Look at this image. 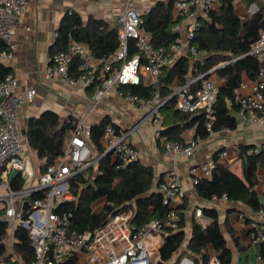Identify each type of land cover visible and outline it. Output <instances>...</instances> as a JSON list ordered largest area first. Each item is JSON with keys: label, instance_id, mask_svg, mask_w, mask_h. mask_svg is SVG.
I'll list each match as a JSON object with an SVG mask.
<instances>
[{"label": "built area", "instance_id": "obj_1", "mask_svg": "<svg viewBox=\"0 0 264 264\" xmlns=\"http://www.w3.org/2000/svg\"><path fill=\"white\" fill-rule=\"evenodd\" d=\"M31 1L34 0H0V63L11 60L16 24ZM257 1L264 4V0ZM217 6V0H177L172 4V8L183 15L193 8H200L203 18L207 17L208 11L216 10ZM140 17L141 12L138 10L128 4L124 7L118 18V47L105 58H95L88 46L70 38L64 50L50 55L44 76L52 80L68 81L83 89L93 87V100L97 104L116 86L139 84L143 66L151 80L157 83L163 69L173 63L175 54L182 48L194 56L201 55L190 46L196 22L189 24L183 41L176 39L170 47H155L150 33L140 26ZM130 40L136 51L132 55L128 51ZM249 55L259 63L256 79L247 88V92L245 90L246 93L241 92L246 89L245 85H241L234 92V98L242 113V123L253 127L264 122V29L251 44ZM74 61L78 62V74L71 77L69 70ZM210 73L191 81H200L194 91H190L189 84H174L170 86L168 96L174 110L184 114H202L209 135L213 133V105L218 92V87L208 79ZM34 96V89H28L23 94L17 93V81L11 73L0 81V171L9 166L15 175L19 174L22 178L17 191L9 186L13 176L0 184V202L3 203L0 220L27 232L33 250L32 264H61L71 258L74 264H152L156 250L149 245V240L163 239L178 228L175 209L183 202L184 190L177 170L172 168L158 183L157 190L162 196V204L168 208V212L161 218L153 219L132 232L129 228L131 213L119 212L107 224L94 230H71L72 213L70 209L64 208L76 202V197L69 190L70 180L95 166L107 151H111L118 169L137 160L139 153L128 140L129 132L106 126L105 149L101 154H93L87 143L90 127L83 120H77L62 154L32 183L34 172L26 154L17 117L19 108ZM125 101L139 109L150 106L147 117L153 123L160 120L158 111L166 102L151 103L128 94ZM161 148L164 155L176 160L178 157L191 156L195 145L162 140ZM260 148H249L246 154H255ZM219 156L226 158L227 152L223 151ZM213 166L214 163L191 167L189 175L192 184L195 186L200 179L209 178ZM34 194L37 197L31 199ZM221 199L227 201L224 196ZM194 215L198 224L206 225L200 209H196ZM247 226L250 246L260 251L264 243V208L254 213V218ZM258 260L264 264L259 252ZM214 262L217 264L215 259ZM178 264H187V260L182 259Z\"/></svg>", "mask_w": 264, "mask_h": 264}, {"label": "trees", "instance_id": "obj_2", "mask_svg": "<svg viewBox=\"0 0 264 264\" xmlns=\"http://www.w3.org/2000/svg\"><path fill=\"white\" fill-rule=\"evenodd\" d=\"M235 0H217L216 10L208 11L207 17H200L196 21L193 38L190 46L203 53L201 61H192V55L187 52L178 57L169 67L164 68L157 88L135 85H119L123 94L151 101L154 97L166 100L170 95V86L173 81L185 85L200 75L207 74L215 69L214 75L223 84L213 105L215 120L211 131L235 130L237 119L235 113L240 111L235 102L234 92L240 87L244 77L251 81L256 79L259 63L249 55L251 44L258 38L264 29V4H257V11L241 20L234 12ZM250 3L255 0H249ZM173 3L163 5L157 3L155 7L140 17V25L151 35L155 47H167L173 44L178 34L172 31L175 21L172 20ZM83 43L90 49L95 58H105L111 55L118 47L117 29L109 27L102 20L89 17L83 23L76 13L66 14L57 29L54 47L64 50L68 40ZM129 41V55L136 51ZM218 67V68H217ZM217 68V69H216ZM78 62L74 61L69 74L75 77L78 74ZM10 73V69L0 64V81ZM208 76V75H207ZM207 76H205L207 78ZM200 81L194 82L198 87ZM189 86V87H190ZM172 100L166 101L160 109L167 116L160 129V136L166 141L182 143L181 133L194 128L197 139H205L209 131L205 128L203 115L200 113L184 114L172 110L169 106ZM75 126V119L68 117L61 122L59 116L52 111H45L38 117L27 119L22 131L26 145L40 162L39 170L43 172L63 152L64 142L71 135ZM106 123L101 121L90 128L88 145L96 147L101 152L100 140L103 137ZM115 129L117 127L112 125ZM254 146H241L237 154L241 161V175L235 174L229 167L214 163L209 178H203L195 185L198 198L203 201L226 197L231 203H240L247 206L253 213L264 208V198H258L255 187L258 182L257 172L264 168V147L251 155L246 151ZM216 160V158H215ZM94 166L77 174L70 180L69 190L76 197L73 205H65L70 209L71 230L77 232L91 231L107 224L119 212H130L129 228L132 232L143 224L161 218L168 212L162 204V196L152 191L154 176L152 171L135 160L124 168H117L110 155H104ZM2 182L0 175V184ZM22 184V178L16 174L9 181L12 190L17 191ZM37 195H31V199ZM103 199L105 204L99 213L92 211V203ZM3 208L1 207L0 212ZM178 228L163 238V243L157 252L156 260L152 264H171L170 261L187 256L194 264H208L210 261L208 247L211 248L217 264H231V251L221 231L218 214L215 209L203 207L201 215L207 221L201 226L192 220L190 233L185 232L186 204L182 203L177 209ZM8 223L0 220V262H12L10 257L15 254L22 264H32L33 250L27 232L20 227L13 231L12 254H6V239ZM230 237L238 249H241L238 237L228 230ZM259 256L264 259V243L260 247ZM174 258V259H173ZM61 264H74V259ZM173 264V262H172Z\"/></svg>", "mask_w": 264, "mask_h": 264}, {"label": "crops", "instance_id": "obj_3", "mask_svg": "<svg viewBox=\"0 0 264 264\" xmlns=\"http://www.w3.org/2000/svg\"><path fill=\"white\" fill-rule=\"evenodd\" d=\"M174 1L177 0H34L29 2L22 17L16 24L12 58L7 62L0 63L8 67L10 73L16 78L17 93L23 94L28 89L35 90V96L32 100L26 102L19 108L17 124L22 133L26 126L27 119L38 117L45 111H52L59 116L61 122L71 116L75 119V123L77 120H83L90 128L104 121L106 126L115 125L117 130L129 132L128 140L139 153L137 160L141 165L150 169L154 176L152 191L159 193L157 186L160 180L172 168L177 170L184 190V199L182 203L186 204V210L184 212L186 219V235L188 236L190 233L192 220L198 223L194 215L195 210H201L203 207L213 208L218 214L219 226L227 241V246L231 251V264H261L258 260V249L250 246L248 240L247 224L254 218V213L247 206L240 203H231L229 201H223L222 199H213L211 201L201 200L196 195L195 186L192 184L189 170L193 166L217 163L229 167L235 174L240 176L241 161L237 154V150L241 146L264 147V122L253 127L247 124L245 125L241 121L242 113L239 111L235 113L237 119V127L235 130L214 132L205 139H197L195 137L194 128L187 129L180 135L182 143H194L195 150L189 157H178L176 160H173L164 155L161 148V141L166 139L160 136L159 133L167 116L164 111L167 110L162 111V109H159L160 120L157 123H153L152 120L147 117L150 106L139 109L127 104L125 101V96L127 94L124 95L119 86L107 92L100 102L95 104L93 100L95 90L93 87L83 89L73 86L68 81L52 80L44 76V69L48 64L50 55L53 52L59 51L53 46L57 37L55 34L57 35V29L67 13L78 14L83 23H86L88 18L92 17L104 21L109 27L118 29V18L127 4L129 7L141 12L142 15L147 13V10L155 7L157 3H161L165 6ZM258 3L261 4V2L257 0L252 3H250L249 0H235L234 12L243 20L248 15L257 11ZM171 12L173 21L180 16L179 20L175 21L172 31L178 34L177 39L183 41L189 24L196 22L198 18L201 17V10L200 8H193L187 14L183 15L171 8ZM171 45L172 44L167 47ZM186 52L187 49L182 48L179 53L175 54L173 62ZM203 58L204 54L201 53L199 56L192 55L191 60L201 61ZM214 70L215 69L211 70L208 79L219 87L223 84V81L214 75ZM140 78V84L144 86L157 88L159 85V81L155 83L151 80L145 66L141 68ZM191 81L187 83L189 86L193 84ZM252 82L253 81L244 77L241 85H245L246 89L241 90V92L246 93L247 88ZM174 84H178L176 80L171 83V86ZM188 88L190 91H194L197 87L190 86ZM151 101V103H155L169 100L168 97L166 100L154 97ZM169 107L174 110L172 103ZM69 137L70 136H68L67 140L64 142V148ZM100 144L101 152L96 147L90 145L93 154H101L104 151V135L100 140ZM25 148H27L26 141ZM223 151L227 152L226 158H220L219 156ZM110 159L114 162V158L111 154ZM93 168L95 171L97 169L96 165ZM37 173L38 175L42 173L39 167ZM14 175L15 173L12 172L11 176ZM257 175L258 182L255 187V192L258 198L262 200L264 198V168H259ZM99 202L102 206L100 210L96 211L93 206ZM104 204L105 201L103 199L95 201L91 205L92 211L99 213ZM178 208L175 209L176 214ZM201 218L207 223L203 217ZM14 229L15 227L8 224L7 237H12V239H14ZM228 230L234 232L238 237L241 249L235 246ZM162 243L163 239L160 238H151L149 240V245L156 250V255ZM207 250L210 257L209 263L213 262L215 264L211 248L208 247ZM10 259L12 262L17 261L19 264H22L17 257L11 256ZM182 259H186L187 264H194L187 256L176 258L173 264H178ZM153 261H155V259ZM0 264L7 263L1 261Z\"/></svg>", "mask_w": 264, "mask_h": 264}, {"label": "rangeland", "instance_id": "obj_4", "mask_svg": "<svg viewBox=\"0 0 264 264\" xmlns=\"http://www.w3.org/2000/svg\"><path fill=\"white\" fill-rule=\"evenodd\" d=\"M26 154H27V157H28V159L32 165L33 172H34V179L32 180V183H35L37 178H38L37 170H38L40 163H39L38 159L36 158L35 154L30 149H28V147L26 148ZM12 172L13 171L9 166H7L6 168H3V170L0 171L2 184H4V182L7 180V178H9L11 176ZM101 206H102V204L99 202V203L95 204L93 207H94V210L98 211V210H100ZM0 207H3L2 202H0ZM12 240H13L12 237H7V239H6V253L7 254H12ZM12 257L16 258V255L12 254ZM251 257H252V255H251ZM154 259L156 260V255H155ZM173 261H170L171 264ZM209 264H214V263L210 262Z\"/></svg>", "mask_w": 264, "mask_h": 264}, {"label": "water", "instance_id": "obj_5", "mask_svg": "<svg viewBox=\"0 0 264 264\" xmlns=\"http://www.w3.org/2000/svg\"><path fill=\"white\" fill-rule=\"evenodd\" d=\"M218 68V67H217ZM216 68V69H217ZM170 100V99H169ZM111 154V151H107L104 155H110Z\"/></svg>", "mask_w": 264, "mask_h": 264}]
</instances>
